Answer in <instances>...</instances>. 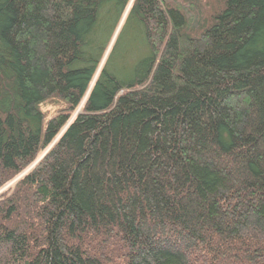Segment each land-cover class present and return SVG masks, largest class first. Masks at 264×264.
Segmentation results:
<instances>
[{
  "label": "trees",
  "instance_id": "16d2710c",
  "mask_svg": "<svg viewBox=\"0 0 264 264\" xmlns=\"http://www.w3.org/2000/svg\"><path fill=\"white\" fill-rule=\"evenodd\" d=\"M0 264H264V0H0Z\"/></svg>",
  "mask_w": 264,
  "mask_h": 264
}]
</instances>
